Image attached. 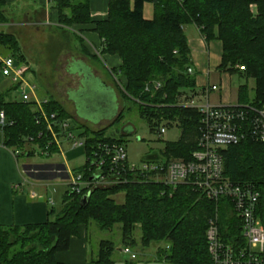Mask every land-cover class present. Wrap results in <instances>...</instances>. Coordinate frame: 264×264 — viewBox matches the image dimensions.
Listing matches in <instances>:
<instances>
[{"label": "trees", "instance_id": "trees-1", "mask_svg": "<svg viewBox=\"0 0 264 264\" xmlns=\"http://www.w3.org/2000/svg\"><path fill=\"white\" fill-rule=\"evenodd\" d=\"M49 1L58 11L59 26L91 25L103 40L102 53L120 57L121 67L112 73L120 75L122 95L138 104L140 117L151 125L152 131L163 122L179 127L178 142L165 145L168 161L192 160L201 120L198 108L182 105L180 101L184 95L189 96L187 90L196 88L195 75L188 73L192 61L184 26L196 25L207 43L214 39L222 42L220 71L254 80L252 96L248 83L239 87V107L264 105V0H110L107 17L98 20L91 16L90 0ZM146 4L153 6L152 19L144 16ZM5 6L6 0H0V25L9 22ZM253 6L257 8L256 13ZM235 31L239 32V38L233 35ZM0 49L20 62L25 61L13 34L0 33ZM238 66H244L245 70L240 71ZM154 82H160L161 88L157 89ZM16 89L17 85L11 90ZM42 109L48 115L57 113L59 119L70 118L62 105L52 98ZM0 111H4L7 118V124L0 127L6 147L21 154L28 145L46 146L50 136L46 123H37L40 112L36 104L3 97ZM122 119L123 113L112 125ZM77 128L85 130L82 136L87 153L97 142L123 143L122 138L130 135L124 131L123 136L117 138L107 136V128L93 131L82 126ZM57 150L51 145L49 156ZM223 155L225 176L234 184H254L261 192L264 224V143L248 138L223 151ZM85 170L80 167L74 172H83L89 179ZM28 173L35 179H69L67 173L60 176L37 171ZM125 179L126 183L94 187L91 191L84 189L81 193H70L67 187L62 207L60 210L51 207L45 223L0 225V264H62L56 260V254L69 250L80 228H88L93 222L101 230L112 231L120 225L122 244L130 250L137 247L144 250L164 243L157 250L158 261L213 264L206 231L209 219L222 206L223 200L215 203L202 198L190 184L173 189L156 181H136L129 173H125ZM88 193L91 196L87 204L82 205V198ZM119 193L125 195L122 204L114 199ZM52 217L55 218L52 220ZM226 218L227 214L221 212V225L232 221ZM137 230L141 231L140 240L136 238ZM232 233L240 235L239 230ZM232 233L226 239L228 243L237 238ZM115 251L112 240H101L92 263L115 264L112 258ZM125 264L136 263L131 260Z\"/></svg>", "mask_w": 264, "mask_h": 264}, {"label": "built area", "instance_id": "built-area-1", "mask_svg": "<svg viewBox=\"0 0 264 264\" xmlns=\"http://www.w3.org/2000/svg\"><path fill=\"white\" fill-rule=\"evenodd\" d=\"M244 71V66H238ZM0 69L4 77L18 85L19 101L34 103L40 112L37 123H46L50 140L41 153L50 155L51 145L59 147L60 140L71 144L73 148H83L86 142L77 137L76 128L69 119H59L57 113L48 115L42 106L48 100L33 102L32 94L35 86L30 85L25 78L29 67L12 56L0 59ZM188 73L195 75L193 67ZM154 86L161 88L160 82ZM216 86L208 87L207 91H214ZM194 96L184 95L182 105L198 108L201 120L196 139L197 150L192 160L182 159L148 161L142 166H136L128 161L127 149L124 143L97 142L90 152H85L86 161L82 167L89 174L87 179L83 172L67 170L69 175L68 190L70 193H81L84 189L93 190L94 187H109L126 183L125 173H129L136 181H156L169 188L176 189L179 185L190 184L194 191L202 198L218 203L222 206L216 209L215 215L209 219L206 231L208 251L213 264H264V224L262 220L261 192L254 184H234L224 174L223 151L237 146L242 141L252 138L264 143V105L261 107L244 108L235 106L213 107L210 105H196ZM7 124L4 111H0V126ZM159 135L166 133L165 128L158 130ZM20 154L19 151L16 155ZM95 178V179H94ZM31 196L35 198L36 193ZM224 212H223V210ZM221 212L227 214L230 223L221 225ZM232 222V223H231ZM235 242L228 243L226 239L233 231ZM232 236L236 237L232 233ZM124 252L132 259L136 255L129 248Z\"/></svg>", "mask_w": 264, "mask_h": 264}, {"label": "rangeland", "instance_id": "rangeland-1", "mask_svg": "<svg viewBox=\"0 0 264 264\" xmlns=\"http://www.w3.org/2000/svg\"><path fill=\"white\" fill-rule=\"evenodd\" d=\"M35 5L30 4L28 10L23 9L21 13L34 12ZM150 9H153L150 4ZM14 14H19L18 7L10 8ZM253 12H257L256 6L252 7ZM238 13H240L238 11ZM16 22L22 21L23 18H14ZM238 27L240 25H237ZM72 28H61L52 24H43L37 27H26L27 33L23 34L21 46L24 53L27 56L30 71L27 74L26 81L30 85L37 87V90H41L46 94L53 92L58 98V101L66 103L68 102V96L71 98V108L76 110L78 118L85 120L88 126L92 124L98 125L102 121L106 120L98 129L107 128L106 135L120 138L123 136V132L126 131L130 135L123 137V143L127 149L128 161L136 166H142L146 162L150 161H164L166 160L164 149L165 145L169 142H178L181 130L176 124L171 126L167 125V122H163L160 126L155 127V131H152L151 125L142 119L138 112V104L133 100L126 98L121 93V78L120 75L113 73L111 75L107 72L110 65L107 63L105 55L102 52L96 53L84 48L81 44V40L78 39V35L82 39L87 40L85 31L79 33ZM242 29V28H241ZM235 37L239 38V32L233 33ZM33 39L30 40V38ZM104 54V53H103ZM117 56V55H114ZM118 57V56H117ZM74 58H82L87 61L92 67L88 68L82 62L75 60ZM120 59V57H119ZM121 60V59H120ZM122 62V60H121ZM95 72L100 71L103 77H97ZM74 70L79 76H71L68 78L66 72ZM234 96H236L237 88L240 85L248 83L250 86V94L253 95L252 89L255 87L253 79H242L238 76L233 78ZM14 92V93H13ZM12 96L7 100L19 99V91H13ZM188 95H193V91L187 90ZM182 103L185 100H180ZM204 101V100H203ZM59 102V103H60ZM195 104L200 105V99H195ZM63 107V106H62ZM67 107V106H66ZM64 108V107H63ZM65 109V108H64ZM65 110H68L66 108ZM123 113V119L120 122L112 123L118 114ZM73 127L76 128L77 137H82L85 140L83 129H79L78 123L75 119H69ZM111 121V122H107ZM88 128V127H87ZM165 128L166 133L159 135V129ZM93 131V130H92ZM66 143V142H65ZM64 155L53 154L51 156H44L41 153V148L37 145L36 155L34 157L21 156L19 159V165L21 171L25 165H30V171L54 173L57 176L63 175L62 163L66 162L70 165L69 170L80 168L85 164L86 156L83 148H73L71 144H63ZM26 150H29L26 147ZM24 152V151H23ZM25 153V152H24ZM72 159V160H71ZM34 166H42L51 168H40ZM24 179L22 183L27 184L28 188H34L36 190H47L49 198L54 202V206L57 210L62 207L63 195L67 190V187L61 178L53 179H35L25 170ZM37 183V186L36 184ZM46 192V191H45ZM114 199L117 203L122 204L125 200L124 193L117 194ZM55 217L52 218V220ZM90 243L89 246L94 254L98 250V246L101 240H112L116 245V251L113 254V260L115 264H125L127 261H134L136 264H169L156 260L157 250L161 244H153L150 248L142 249L140 247L137 250L140 251L136 259H132L130 254H125L119 251V246L122 244L121 226L116 225L115 228L110 230H101L99 226L93 222L89 228ZM136 238L140 240L141 231H136ZM98 252V251H97ZM97 256V255H96Z\"/></svg>", "mask_w": 264, "mask_h": 264}, {"label": "crops", "instance_id": "crops-1", "mask_svg": "<svg viewBox=\"0 0 264 264\" xmlns=\"http://www.w3.org/2000/svg\"><path fill=\"white\" fill-rule=\"evenodd\" d=\"M109 2L110 0H90V11L92 18L95 20L106 18L108 15ZM31 3L35 5L34 12L21 13L23 9L28 10V7ZM11 7H18L20 13L14 14V12L10 9ZM150 8V4H146L144 7V16L147 19L153 18L154 10ZM3 9L9 18V22L7 24L0 25V33L5 32L15 35L19 44L23 39V34L25 32H28L26 29V27L28 26L38 28V26L43 25L44 23H48L49 25L52 24L61 27L59 26L58 22V11L55 9L53 3L49 0H6V6ZM19 16L22 17L23 20L16 22L14 18H19ZM73 27V29H75L79 33H81L82 31L86 32L87 40L82 39L81 43L84 48L88 50L91 49L96 53H98V51L102 52L103 40L100 38L98 33L93 30V27L91 25H74ZM184 32L188 39L192 67L194 68L196 77V88L193 91V95L191 94L189 96H194V101L197 98L200 99V105H210L213 107L238 105V90L241 85L236 89V96H234L233 78L235 76H238L240 78L242 77L238 74L230 75L229 73L219 70V66L222 62V42L218 39H214L207 43L204 36L201 34L200 29L193 24L184 26ZM31 39H33V37H31L30 40ZM20 47L22 49L21 44ZM22 53L25 59L23 63L27 64V66L29 67V72L31 70L30 65L23 49ZM102 55H105V58L107 59L106 62H109L108 65H110L107 72L113 75L112 70L115 69V71H117L121 67V60L119 59V57L114 55L106 53H102ZM7 56L10 55L4 54L0 49V59ZM74 59L82 62L88 68L92 67L87 61L82 58ZM95 71L96 70L94 69L93 73L97 77H103L100 71ZM28 72L26 73L25 78L27 77ZM66 74L68 78H70L71 76H79V74L74 70L68 71L66 72ZM14 86L15 84L9 78H6L2 75L0 69V100L3 97L8 98L10 95L12 96L14 90L11 89ZM212 86H216L218 89L214 91H207L208 87ZM17 90L18 89L15 90V93ZM67 96L68 102L63 103L58 101V98L53 92L45 95L43 91L37 90V87L35 86V91L32 94V100L33 102H42L44 100L52 98L57 102H60V104L65 109H69V111L65 110L70 117L68 119L73 118L77 121L78 126L86 128L88 127V129L91 130H97V128H99L104 122H106V120H104L98 125L92 124L91 126H88V123L85 120L77 117L76 110L72 109L71 105L68 104L72 103L75 106V103L71 101L68 92ZM17 100L19 101V99ZM119 115L120 113L117 115V117ZM115 119H113L112 121H114ZM4 140V133L0 128V225L10 227L24 226L29 224H42L47 222L49 220L48 214L51 207L55 208L54 202L49 198L47 190H45V192L43 190L28 188L27 184L24 185L22 183V179H24L23 170L26 169V171L28 172L30 170L28 168H30L31 166L25 165L24 169L21 171L19 165V159L21 158V156L30 158L36 155V149L34 148L35 145H28L27 147L29 148V150L25 149V153L22 152L18 157L12 149L5 146ZM59 142V147L55 145L58 150L57 153L54 154H60L61 156H63V144H67L68 142L64 140H60ZM33 150L34 152H32ZM30 152L32 153V155L30 154ZM61 165L63 166V173H67L70 165H68V163L66 162L62 163ZM68 180L69 179L62 180L64 181L66 187L68 185ZM35 184L37 186V183ZM32 192L37 194L35 198L31 196ZM89 228L90 227L87 228L85 226H82L79 230L78 235L72 238L69 250L56 254V260L58 262L62 264H93L92 261L96 259L98 250L94 254V251L91 250V247L88 244L90 243ZM125 247L126 246L121 244L119 246V251L125 253ZM137 248L131 249L132 253L136 255V258L138 254H140V251L137 250ZM155 258L157 260V254Z\"/></svg>", "mask_w": 264, "mask_h": 264}, {"label": "water", "instance_id": "water-1", "mask_svg": "<svg viewBox=\"0 0 264 264\" xmlns=\"http://www.w3.org/2000/svg\"><path fill=\"white\" fill-rule=\"evenodd\" d=\"M126 133H128V132H126ZM94 179H95V178H94ZM90 196H91V193H88V194H86V195L82 198V205H86V204H87V202H88Z\"/></svg>", "mask_w": 264, "mask_h": 264}]
</instances>
